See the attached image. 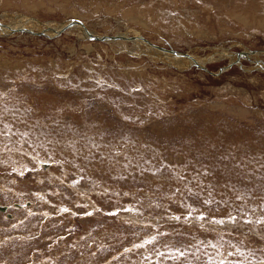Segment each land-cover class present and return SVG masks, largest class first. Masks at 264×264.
<instances>
[{
    "label": "rangeland",
    "instance_id": "rangeland-1",
    "mask_svg": "<svg viewBox=\"0 0 264 264\" xmlns=\"http://www.w3.org/2000/svg\"><path fill=\"white\" fill-rule=\"evenodd\" d=\"M72 20L218 75L57 36ZM0 22V264H264V0H0Z\"/></svg>",
    "mask_w": 264,
    "mask_h": 264
},
{
    "label": "bare ground",
    "instance_id": "bare-ground-1",
    "mask_svg": "<svg viewBox=\"0 0 264 264\" xmlns=\"http://www.w3.org/2000/svg\"><path fill=\"white\" fill-rule=\"evenodd\" d=\"M26 21V20H25ZM33 21V20H32ZM70 22V21H69ZM1 23V25H0V29H1V31H2V33H4L5 31V29L3 28V25H2V22H0ZM67 23H65L64 25H61V26H59V28H58V31H57V33L58 32H60V30L66 25ZM83 24V23H82ZM82 24H80V28H81V30L83 31V34H84V36H86L87 38H89L90 37V35H92V33L90 34L89 33V31H88V29L87 28H85ZM24 27V26H23ZM74 27H76V25L74 26ZM21 28V27H20ZM73 28V27H72ZM18 29V28H17ZM22 29H25V28H22ZM55 29V28H54ZM71 29V28H70ZM19 31H21V30H19ZM44 31H47L46 29L44 30ZM8 32V31H7ZM42 32V31H41ZM13 33H15V31H13V32H10V33H4V35H12ZM54 36V35H53ZM93 36H95V35H93ZM123 36H125V37H128L127 35H123ZM49 37H51V36H49ZM137 37V39H135V40H132V42H135V43H138V42H141L143 45L146 43L147 44V48L149 49H156V50H158V51H160V52H162V53H164V54H166V56H167V58H176V57H184V58H187L190 62H191V64L192 63H194V60H193V58L196 60V61H198V63H200L201 65H203V66H206V68H207V65H206V61H204V60H202V59H199V58H196V57H194V56H192V55H190V54H185V53H182V52H178L177 51V53H174V52H170V50H166L165 49V51H162L160 48L161 47H158V46H156L155 44H153V43H151L150 41H148V40H146V39H144V38H142V37H139V36H136ZM119 41V40H118ZM122 41V40H121ZM137 41V42H136ZM108 42H110V41H108ZM115 42V41H114ZM141 43H139V44H141ZM256 53V54H258V55H261V54H263V52H260V51H253L252 53ZM170 53H172V54H170ZM244 54L246 55V56H248V51L247 52H244ZM208 61V60H207ZM239 62V65L240 66H242V62H240L241 60H238ZM237 63V62H236ZM262 67V66H261ZM257 70H260L261 71V68H259V69H257ZM251 71V70H250Z\"/></svg>",
    "mask_w": 264,
    "mask_h": 264
},
{
    "label": "water",
    "instance_id": "water-1",
    "mask_svg": "<svg viewBox=\"0 0 264 264\" xmlns=\"http://www.w3.org/2000/svg\"><path fill=\"white\" fill-rule=\"evenodd\" d=\"M80 25V24H82V22L81 21H78V20H72V21H70L69 23H67L61 30H60V32H59V34L57 35V36H60L63 32H65L66 30H68V29H70V28H72V27H74L75 25ZM0 25H1V23H0ZM19 30H21V29H16L15 31H19ZM24 30V29H23ZM26 30V29H25ZM24 30V31H25ZM27 31V30H26ZM27 32H29V33H32V34H38V35H45V36H47L48 37V35L45 33V31H42V32H35V31H32V30H29V31H27ZM89 39H91V40H97V41H120V40H135V39H137V37H133V36H130V37H125V36H119V35H115V36H93V35H90V37H89ZM162 51H165V48H163V47H161L160 48ZM170 52H174V53H177V51H175V50H171ZM255 53V52H254ZM244 54V53H243ZM240 56V55H239ZM193 60H194V63H193V65L194 66H196V67H198V68H200V69H202V70H205V71H208V72H210L211 74H214V75H218V73H213V72H211V71H209V69H207L206 68V66H203V65H201L200 63H198V61H196L194 58H193ZM235 64H237V63H233V64H231L230 66H227V67H224V68H222L221 69V71L222 70H226V69H229V67H232L233 65H235ZM240 66V65H239ZM241 67H243V66H241ZM250 71V70H249Z\"/></svg>",
    "mask_w": 264,
    "mask_h": 264
},
{
    "label": "snow or ice",
    "instance_id": "snow-or-ice-1",
    "mask_svg": "<svg viewBox=\"0 0 264 264\" xmlns=\"http://www.w3.org/2000/svg\"><path fill=\"white\" fill-rule=\"evenodd\" d=\"M218 223H219V221H218Z\"/></svg>",
    "mask_w": 264,
    "mask_h": 264
}]
</instances>
